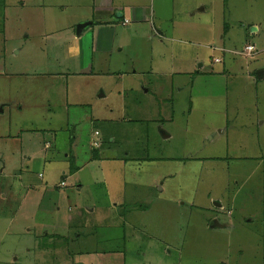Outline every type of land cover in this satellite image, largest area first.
Returning a JSON list of instances; mask_svg holds the SVG:
<instances>
[{"label": "rangeland", "instance_id": "1", "mask_svg": "<svg viewBox=\"0 0 264 264\" xmlns=\"http://www.w3.org/2000/svg\"><path fill=\"white\" fill-rule=\"evenodd\" d=\"M12 1L16 4L19 2V0ZM160 1L141 0L142 3L150 6V13L156 10L157 6L159 7ZM53 2L54 0H35V2L21 0L19 4L23 3L22 6L18 5L6 11L7 35L10 36L5 43L6 60L11 63L10 70L23 76L21 75L18 79L12 78V82H8L7 85L6 80H0V106H4L1 107L2 110L5 109L2 113L0 111V123H3V126L6 127L8 135L14 133L15 129L20 126H32L39 128V131L35 133L37 139L32 146L26 139L22 143L19 141L0 142V264H72L70 250L74 253H80L93 248L97 251H108L120 246L123 249L124 242H126L124 246L125 264H261V250L258 248L260 239L257 232L259 224L255 221L253 224L248 225L244 221L246 215L251 214L252 210L253 212L259 210L264 194V175L262 173H255L251 176L246 175L250 179L243 187H238L231 179L225 180L224 177L213 179L197 172L191 171L192 173L189 172V174L182 172V175L177 177L180 183V190H177L179 197L175 194V191H169L174 199L180 198L182 201L193 203V206H189L188 210L185 209L184 215L180 211L183 215L180 227L183 226L185 238L177 243L175 239H168L167 237L143 238L141 240L127 237L123 242L120 239L122 233L115 226L125 224L126 230L130 231L128 226H137L136 217L132 216L133 220H129L131 217H126L125 222H123L120 218L121 211H104L106 213L104 216H108V219L101 224H97V235L94 236L93 240L82 238L65 247L68 241L78 237L77 234H79L77 233L79 231H71L70 234L62 231V227H65L64 221L68 215H73V210L77 209L76 212L78 211L79 214L81 212L84 217L83 209L85 210V207L90 206L92 200L98 205L104 203V206L106 200L105 197L103 200L102 194L95 190H92L94 193L92 198L89 188L84 184L85 182L83 183L84 188L77 194L73 179L67 180L66 188L55 189L56 195H48L49 192L52 193L51 186L60 183L62 169L66 173L67 164H69L68 159L65 158L67 152L65 149L68 148V144L60 143L57 145L53 141L54 136L60 135V138L63 139L64 130L67 141L70 138L69 132L76 128V133H79L78 141L80 148H82L83 161H86L91 156L88 141L91 131L95 129L96 113L103 107L113 109L112 113L109 112V117L116 119L108 125V130L116 134L120 141H128L132 132H134L133 127L136 126L135 122L127 123L117 119L121 115L123 106H125L128 117L135 119V121L143 120L142 131L145 128H153V120L148 121L150 116H148L146 105L154 103L156 86L163 84L165 79L146 78L142 76L143 73L132 74L131 72L133 67L139 71L145 69L144 58H141V54H144V52L152 51L153 62H158L165 51L163 46L158 44L161 40L160 36L152 38L151 41L144 38V34L147 33V26L139 25L136 27L131 24L123 27L121 24L115 23L112 29L104 31V37L113 36L115 40H118L116 43L123 48L122 56L118 54L119 51L117 52L115 48L111 50V44H108L105 48L106 53L104 45L97 54L92 55L86 51L83 60L85 64L92 61L93 71L87 75L78 74L75 78V73H79L80 69L76 61V67L72 63V61L74 62V56H72L71 51L74 45H72V42L69 44L62 42L65 38H68L69 32L56 33L57 31H55L53 33L59 35L56 38L58 40L56 46L52 39L47 40L45 37L46 34L55 29L53 25H56L57 29H61L63 21L68 22L70 19V15L65 12L64 17L59 18ZM218 2L217 0H207V4H212L210 8L207 7V13L201 16L198 14L195 19H192V24L196 28L188 30L190 35L197 37L200 33V37L204 41L203 36L206 38L208 33L203 34L202 32L207 29V26L199 31L197 24L208 22L209 17L215 22L213 27L219 24V20L226 19V23L235 28L234 26L243 27L244 24H239V20L246 15L256 13L253 10H257L260 14L258 16H264V0H229L226 7L223 8L221 1ZM41 3H44L45 6L34 8L35 4ZM23 6H26L27 9H23ZM45 9L46 11H44ZM113 20L117 22V20ZM130 28L132 29L129 30ZM161 29L165 31L166 35L170 33L169 27H166V25L161 26ZM61 38L64 39L61 41ZM213 38L212 44L225 46L217 43L216 37ZM0 40H2L1 36ZM204 45L198 47V51L195 48L185 50L188 54L195 53L197 56L194 61V58L188 61L187 68L189 70L187 71L201 72L202 75H198L196 78V73H194L188 76L190 79L186 78L185 75L175 76L174 83L181 82L179 85L189 86L183 93L178 95L181 100H178V105L174 104L173 110L169 101H166V104L160 108L163 113L165 111L172 113L174 118L172 124L168 123L164 126L165 130L171 133V137L164 140L163 146L166 150L163 152V157L170 155L176 159V162L185 164L189 169L195 168L197 163L185 159L186 154L182 152V145L188 141L187 138L192 139L193 136L190 132L187 133L184 124H180L182 116L186 122V111L189 104H191L188 94L191 85L189 80L195 77L196 84L193 87L199 91L202 89L205 92L204 95L219 94L221 96L217 99L208 96L212 99L210 103L214 111L219 108L220 104L225 102L232 105L238 102L253 105L255 102V86H249L245 91L239 75H242L243 66L247 65L250 69H255L261 63L260 58H254L249 62H247L248 59L243 60L241 58H220L221 55L215 52H212V57H219L222 62L227 63V66H224L223 63H212L214 58H210L207 54L208 49L203 48ZM205 46L207 47L208 44ZM236 46L241 50L240 46L242 44ZM52 50L58 52L57 57L52 54ZM109 50L110 53L107 52ZM138 52L140 54H136ZM133 54L136 58L133 57ZM114 55L115 58H113ZM99 64L100 67H97ZM121 66L125 69L126 77L118 80L114 72L123 71ZM43 72L58 74L59 78L42 79L41 73ZM134 75L139 78L133 77ZM225 77L228 79L225 80ZM21 82L25 84L23 87ZM77 84L79 90L78 100H74L73 89ZM164 86L163 89L168 87ZM132 87H135L137 91L133 93L125 92V95H122L125 88H128V91ZM12 88L15 89L13 93H11ZM142 88L149 89V92L144 94ZM173 88H176V86ZM100 91L104 93V97H98ZM173 91L175 92V89ZM245 92L247 95H245ZM197 93L194 92V95ZM11 94L12 96H10ZM171 97L172 102L177 101L172 94ZM11 100L14 102V104H11L12 106L9 105ZM15 101L20 102V107ZM201 102L203 101L197 103L196 100L193 101L194 109L198 108L200 110L197 116L199 122L203 119L202 107L198 104ZM77 103H79V106L76 105ZM159 106H162L161 103H159ZM154 107L159 110L157 106ZM43 108H48L51 112H46ZM139 109L143 111H138ZM40 110L41 112H39ZM48 115H51L52 119L47 118ZM105 115H108V113H105ZM215 116L216 114L211 113L204 118L211 119ZM108 130L104 129V135H107ZM49 131H52V133L47 138ZM95 135H97V132H95ZM45 141H48L50 145L47 150L44 148ZM99 144V140L93 139L90 146L97 149ZM250 144H252V141ZM118 145L119 143L114 145V152H124L122 147ZM151 151L154 153L153 149ZM193 153H197L196 147H190L189 154L193 156ZM203 166L209 167L210 165L205 163ZM247 168L253 170L254 166L248 165ZM16 173H20L21 178ZM38 174L39 177L48 175L54 182L51 183L46 178H39ZM81 176L85 180L86 171ZM128 179H130V176L127 173L126 182ZM61 183L60 186H64V182ZM45 187L49 191L44 196L43 190H45ZM12 188L14 191L13 199L12 195L7 192L8 189L12 190ZM237 190H239V193L235 195L233 192ZM6 194L12 200L3 202L5 199L3 197ZM219 200L224 205V212L216 210L214 206V203L219 202ZM39 202L42 203L41 208H38ZM232 203L234 204V207H232L233 216L238 219L232 230L210 229V226L206 228L205 224L201 222L202 210L205 207L206 212L211 214V217H218L221 222L228 221L226 211L231 208ZM55 207L58 211H55ZM170 208L173 213L178 210L176 207ZM47 211L55 212L50 214ZM165 213L168 215V210ZM79 216L77 217V224H81V227L82 221ZM255 220H257V216ZM110 221L112 227L109 224ZM41 223H55V226H58L57 228L48 227L46 232L60 235V239L54 241L57 244L61 242V244H58L61 248L59 247L54 251L50 248H42V246H48V241L42 237L44 232L41 230ZM152 224L154 227L153 225L149 226L150 231L159 233L170 231L168 229L169 222L164 218H156ZM87 232H93L91 227L87 229ZM80 235H83V233H80ZM170 243L175 245L170 246ZM165 245L169 246L166 247Z\"/></svg>", "mask_w": 264, "mask_h": 264}, {"label": "crops", "instance_id": "2", "mask_svg": "<svg viewBox=\"0 0 264 264\" xmlns=\"http://www.w3.org/2000/svg\"><path fill=\"white\" fill-rule=\"evenodd\" d=\"M218 1H221L222 8L226 7L229 2V0H217V3H219ZM20 2L21 0L16 4L12 0H0V36L2 37V40H0V77L2 78H0V80H6V85L8 82H12V78L18 79L22 75L9 69L11 63L6 60L7 52L5 46L6 41H8L10 37L7 35L6 11L18 5L22 6L23 3L19 4ZM32 2H35V0H32ZM53 4L57 10L54 11H56L59 18L64 17L65 12L70 15V19L68 22L63 21L61 29H57L56 25H53L55 29L46 34L45 37L47 40L52 39V42H54L56 46V41H58L56 38L59 35L53 33L55 31H57L56 33L69 32L67 35L68 38H61V41L64 39L62 42L68 44L72 42L73 44H71L74 45L71 51L72 56H74V62L72 61L73 59L71 61L74 67H76L75 63L77 62L79 65L78 68L80 69L79 73H75V78H77L78 74L87 75L91 74L93 71V67L91 66L92 61L85 64L83 60L86 51L90 52L92 55L97 54L98 51L102 50L103 45L105 51L107 45L111 44V50L115 48L117 52L119 51L118 54L121 55L123 48L116 43L118 40H115L113 36L108 38L106 36L104 37V31L112 29L115 23L121 24L123 27H127L131 24L136 27L139 25L147 26V33L144 34V38L147 40L150 39L151 41L152 38L160 36L161 40L158 44L162 45L165 51L158 62H153L151 56L152 51L148 53L144 52V54H141V58H144L143 64H145V69L139 71L137 68L133 67L131 72L132 74L143 73L144 75L142 76L146 78L165 79L163 84H158L156 86V99L154 103L146 105L148 116H150L148 121L153 120V128H145L142 131L143 120L135 121V119L128 117V115H126L125 106H123L121 115L117 119L127 123L135 122L136 126L133 127L134 132H132L131 138L128 141H120L119 137H116V134L108 130V125L112 120L116 119L109 117V112L112 113L113 109L106 107L99 110L97 109L95 129L91 131L88 141V148L91 156L86 161H83L82 148H80L78 141L79 133H76V128H73V130L69 132L70 138L67 141L64 130L62 134L64 136L63 139L60 138V135L54 136L53 141L57 145L60 143L65 145L68 144V148L65 149V151L67 150L65 158L68 159L67 162L69 164H67L68 169L66 173L63 169L61 173L60 183L64 182V186L61 187L60 183L53 184V186H51L52 193L49 192V194L48 188L45 187V190H43L44 196L47 194L56 195L55 189L66 188L67 180L73 179L77 194L84 188L83 185L85 184L89 188L90 195L94 194L92 190H95L102 194L103 200L104 197L106 200L105 206L104 203L98 205L92 200L90 206L85 207V210L83 209L84 217L81 212L80 214L78 211L76 212L77 209L73 210V215H68L67 219L64 221L65 227H62V231L67 234L68 232L70 234L71 231H79L77 232L79 234H77L78 237L68 241L65 247L68 245L70 246V244L82 238L93 240L94 236L97 235V224H101L104 220L108 219V216H104L106 215L104 211H121L120 218L123 222H125L126 217H131L129 220H133L132 216L136 217L137 226H128L130 231L126 230L125 224L115 226L117 230L122 233L120 239L123 242L127 237L135 240L167 237L168 239H175L177 243L179 240L185 238L183 226L180 227L185 209L188 210L189 206H193V203L182 201L180 198L174 199L169 191H175V194L179 197V192L177 190H180V183L177 177L181 176L182 172L188 174L191 171L197 172L200 175H206L213 179H222L224 177L225 180L231 179L235 186L238 187H243L250 179V177H246V175L251 176L255 173H262L264 175V18L261 19L264 16H258L260 14H258L257 10H253L256 11L257 14L246 15L239 20V24H244L243 27L245 28L242 26H234L235 28H233L229 23H226V19L223 21L219 20V24L222 23L213 27V23L215 24V22L209 17L208 22L200 23V25L197 24L199 31L207 26V29H204L202 32L203 34L208 33L206 38L203 36V39H205L203 41L200 37V33L196 37L190 35L188 30H194L196 28V26L192 24V19H195L198 14L201 16L207 13L208 8H210L212 4H207V0H161L159 7L157 6L156 10H153L152 13H150V6L142 3L141 0H54ZM42 6H45V4H35L34 8H41ZM24 8L27 9L26 6H23V9ZM44 11H46V9ZM113 19L117 20V22ZM165 25L166 27L168 26L170 30L168 35L161 29V26ZM135 28L134 30H136ZM131 29L132 28L129 30ZM151 33L152 35L150 36ZM213 37H216L217 43L224 44L225 46L220 44L215 46L212 44V41H214ZM208 39L209 41H207ZM236 42L238 44H235ZM201 43L205 45L208 44L207 47L204 45L203 48L208 49L207 54L210 58H214L212 63H223L224 66H227V63L224 61L222 62L220 58L248 59L247 62L254 58L261 59L260 65L255 69H250L247 65L243 66L242 75H239L245 91L249 86H255V102L253 105L246 102H238L234 103V105L225 102L220 104L219 108L214 111L210 103L212 99L209 97L217 99V97L220 98L221 96L219 94L204 95L205 92L202 89L200 91L194 89V85L196 84L195 79L198 75H202V73L187 71L189 70L187 68L189 65L188 61H191V58H194V61L197 56L195 53L188 54L185 50L187 48L188 50L195 48L198 51V47L202 46ZM241 44V50H239V47L236 45ZM248 45L253 46L254 50L251 54L245 55L243 53L244 48ZM107 52L110 53V50ZM212 52L220 54L221 57H212ZM52 54L56 57L58 56L57 51L52 50ZM136 54H140V52ZM133 57H135V54H133ZM113 58H115V55ZM97 67H100V64ZM121 67L123 71L114 72L118 80H122L126 77L125 69L123 66ZM194 73H196V78L193 77L192 80H189L191 85L188 94L191 104H189V108L186 111L187 120L185 122V118L182 116L180 122V124L182 123L186 126L187 133L190 132L193 136L192 139L187 138L188 141L182 145V152L186 154L185 159L197 163L195 168L189 169L185 164L178 161L176 162V159L172 158L170 155L163 157V152L166 150L163 146L164 140L171 137V133L167 132L164 126L168 123L172 124L174 118L172 117V113H168L167 111L163 113L160 108L166 104V101H169L171 109L173 110L174 104H177L178 100H181L178 95L183 93L189 86L179 85L181 82L174 83V77L185 75L186 78L190 79L188 76ZM218 74L220 75L219 72ZM133 77L139 78L137 75ZM41 78L56 79L59 78V76L58 74H47V72H43L41 73ZM224 79L227 80L228 78L225 77ZM24 85L25 84L21 82V86L23 87ZM164 85L168 87L163 89V87H165ZM238 85L240 86V84ZM174 86H176V88H173ZM127 89L128 88H125L122 91L123 96L125 92L133 93L137 91L135 87L130 88L128 91ZM142 89L144 94L149 92L147 88ZM173 89H175V92ZM14 90L15 89L12 88L11 93H13ZM17 90L18 88L16 91ZM7 92L6 89V93ZM78 92L77 84L73 89V96H75L74 100H78ZM194 92L198 93L194 95ZM171 94L177 99L176 102H172ZM245 95H247L246 92ZM10 96H12V94ZM98 97H104V93L100 91ZM195 100L196 103L201 100L203 101L198 103L201 105L203 111L202 122L197 121L200 110H198V108L194 109L193 101ZM15 102L17 105L20 103L18 101ZM159 103H161L162 106H159ZM11 104H14L12 100L9 105ZM76 105L79 106V103ZM154 106H157L159 110ZM1 107L4 106H0V111L2 113L5 109L2 110ZM43 110L51 112L48 108H43ZM138 111L143 110L139 109ZM39 112H41V110ZM105 113H108V115H105ZM211 113L216 114V116L211 119L204 118L207 114ZM47 118L52 119L51 115H48ZM104 129L108 130L107 135H104ZM38 131L39 128H34L32 126H20L18 129H15L14 133L8 135V130L3 126V123H0V142L19 141L22 143V141L26 139L32 146L37 139L35 133H38ZM95 132H97V135H95ZM51 133L52 131L48 132L47 138ZM93 139L99 140L100 142L97 149L91 148L90 146ZM251 141L252 144H250ZM117 143H119L118 146L122 147L124 152H114V145ZM190 147H196L197 153H193V156L189 154ZM44 148L45 150L50 148L48 141H45ZM152 149L154 153H152ZM10 153L12 152L10 151ZM205 163H209L210 166L204 167L203 164ZM248 165L254 166L253 170H249L247 168ZM84 171H86L85 180H83L81 176ZM127 173L130 179L126 182ZM16 175L20 176V173H16ZM39 178H46V180H49L51 183L54 182L48 175ZM7 192L12 195L13 199V188L12 190L8 189ZM233 193L237 195L239 190ZM3 198H5L3 202L12 200L9 199L8 194ZM260 203L259 210L257 212H253L252 210L251 214L246 215L244 223L251 225L257 221L259 224L257 229L260 239L258 248L261 250L260 262L264 264V194ZM39 204L38 208H41L40 206L42 203L39 202ZM214 206L218 211H225V208H223L224 205L220 200L219 202H215ZM170 207H176L178 210L173 213ZM232 207H234L233 203L231 208H228L226 211L227 217L229 218L226 222H221L218 217H211V214L206 212L207 209L205 207L202 210L201 222L205 224L206 228L210 226V229L232 230L234 228V223L238 222V219L233 216ZM167 210L169 212L168 215L165 213ZM55 211H58L56 207ZM55 211L47 212L52 214ZM180 211L183 215H181ZM78 216L82 221L81 227V224H77ZM256 216L257 220H255ZM159 217L169 222V232L164 233L161 231L159 233L149 230V226L153 225V220ZM109 224L112 227L111 221ZM40 226L42 227L41 230L44 232L42 235L43 239H47L48 241V246H42V248H50L53 249V251L59 249L60 246L58 244H61V242L57 244L54 240H59L60 235L53 233L48 234L46 232L48 227L57 228L58 226H55V223H41ZM89 227H91V231L93 232H87ZM80 233H83V235H80ZM125 244L126 242L123 243V249L120 248V246H116L115 249L108 251H97L93 248L89 249L87 252L74 253L70 250L72 264H125ZM172 245L174 246L175 244L170 243V246ZM168 246L169 245L166 247Z\"/></svg>", "mask_w": 264, "mask_h": 264}, {"label": "built area", "instance_id": "3", "mask_svg": "<svg viewBox=\"0 0 264 264\" xmlns=\"http://www.w3.org/2000/svg\"><path fill=\"white\" fill-rule=\"evenodd\" d=\"M254 50V47L253 46H250V45H248V46H246L245 48H244V54L245 55H249V54H251V52ZM216 61H217V59H216ZM62 185H63V183H61Z\"/></svg>", "mask_w": 264, "mask_h": 264}]
</instances>
